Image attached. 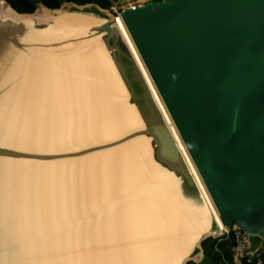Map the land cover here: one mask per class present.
I'll list each match as a JSON object with an SVG mask.
<instances>
[{"label": "water", "instance_id": "water-1", "mask_svg": "<svg viewBox=\"0 0 264 264\" xmlns=\"http://www.w3.org/2000/svg\"><path fill=\"white\" fill-rule=\"evenodd\" d=\"M33 1L41 4L40 0ZM0 6L28 22L24 25L6 19L0 9V163L52 165L113 151L145 137L150 140L153 163L172 175L182 198L202 212V222H206L202 226L208 227L183 264L202 259L203 242L218 237L221 228L117 20L104 19L76 37L66 38L60 31L54 37L51 30L60 15L35 18L32 14L17 13L5 0H0ZM66 14L97 19L93 11L72 10ZM121 22L222 226L227 229L237 226L254 239L264 241V0L149 2L126 9ZM95 39L100 41L125 91L123 98L134 107L141 126L113 139L66 151L30 150L6 143L2 131L11 132L13 125L31 122L6 117L13 114V105H20L18 101L12 103L17 95L32 90L22 87L19 78L38 74L43 78L39 85L44 86L49 79L46 76L57 69L51 65L56 57L66 58L72 54L69 46ZM62 51L65 54L59 55ZM34 53L40 54L39 58L35 59ZM29 58L32 70L26 66ZM25 68L29 69L24 74ZM28 106L32 107L31 103ZM10 119L21 123L7 122ZM1 178L2 174L0 185ZM3 192L0 186V198ZM254 262L258 264L259 259ZM0 264H12L1 232Z\"/></svg>", "mask_w": 264, "mask_h": 264}, {"label": "bare ground", "instance_id": "bare-ground-1", "mask_svg": "<svg viewBox=\"0 0 264 264\" xmlns=\"http://www.w3.org/2000/svg\"><path fill=\"white\" fill-rule=\"evenodd\" d=\"M0 9L4 18L28 24L10 10ZM100 23L91 16L65 13L56 19L51 35L60 31L66 38L76 37ZM117 25L222 228L124 24L119 20ZM68 48L72 54L55 58L51 65L57 69L46 76L44 86L39 85L43 78L27 76L29 68L24 69L25 76L19 80L32 90L17 95L12 103L20 105H11L13 114L6 117L31 122L2 131L6 143L66 151L141 126L134 107L123 98L125 91L100 41ZM32 56L37 59L40 54ZM31 60L26 66L32 70ZM149 142L143 137L113 151L52 165L0 163V186L5 191L0 198V232L12 264H183L208 226H202L206 223L202 212L179 194L175 178L153 163Z\"/></svg>", "mask_w": 264, "mask_h": 264}, {"label": "trees", "instance_id": "trees-1", "mask_svg": "<svg viewBox=\"0 0 264 264\" xmlns=\"http://www.w3.org/2000/svg\"><path fill=\"white\" fill-rule=\"evenodd\" d=\"M19 14H34L39 7L49 10H59L66 4L77 6L97 5L101 9H109V0H40L41 4L36 5L33 0H5ZM264 244V241H263ZM235 241L233 237L220 241L218 238H210L203 242L204 258L201 263L190 262L189 264H235L233 249ZM261 264H264V250L259 257ZM241 264H255L254 259L244 258Z\"/></svg>", "mask_w": 264, "mask_h": 264}, {"label": "built area", "instance_id": "built-area-1", "mask_svg": "<svg viewBox=\"0 0 264 264\" xmlns=\"http://www.w3.org/2000/svg\"><path fill=\"white\" fill-rule=\"evenodd\" d=\"M164 0H119L117 4L111 7V11L113 14L114 19L121 20L122 13L126 9H134L141 5H145L149 2H161ZM233 237L235 241V246L233 249V259L235 264H241L244 258L255 259L257 257L259 259L261 253L264 250L263 241L256 250H253V237L246 232L245 230L233 226L231 229H227L225 227L221 228V234L216 237L220 241L228 240L229 238Z\"/></svg>", "mask_w": 264, "mask_h": 264}, {"label": "rangeland", "instance_id": "rangeland-1", "mask_svg": "<svg viewBox=\"0 0 264 264\" xmlns=\"http://www.w3.org/2000/svg\"><path fill=\"white\" fill-rule=\"evenodd\" d=\"M76 11V12H80V13H89L93 11V15L95 17H97V19L99 21H103L104 19H110L111 17H113L112 11H111V7L107 10L105 9H101L99 6L97 5H89L88 7H83V8H76L74 5L72 4H66L65 6H63L60 10H55V11H48L43 7H39L38 10L32 14V16H34L35 18H43L46 16H57V15H61L66 13L67 11ZM216 238V237H214ZM261 244V240L259 239H253V250H256L257 247H259ZM203 249V247H202ZM204 258V256H203ZM203 258H198L197 261H195L196 263H201Z\"/></svg>", "mask_w": 264, "mask_h": 264}, {"label": "crops", "instance_id": "crops-1", "mask_svg": "<svg viewBox=\"0 0 264 264\" xmlns=\"http://www.w3.org/2000/svg\"><path fill=\"white\" fill-rule=\"evenodd\" d=\"M109 1H110V3H111V7H112V6H114L115 4H117V2H118L119 0H109ZM139 1L142 2V0H139ZM261 243H262V240H261ZM255 258H257V257H255ZM258 264H261L260 261H259Z\"/></svg>", "mask_w": 264, "mask_h": 264}]
</instances>
